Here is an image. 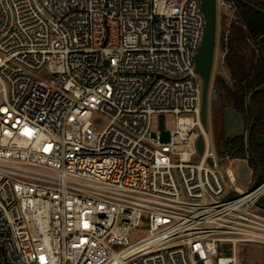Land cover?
<instances>
[{
    "label": "built area",
    "instance_id": "1",
    "mask_svg": "<svg viewBox=\"0 0 264 264\" xmlns=\"http://www.w3.org/2000/svg\"><path fill=\"white\" fill-rule=\"evenodd\" d=\"M217 4L226 41L233 4ZM205 21L200 0H0V264H237L238 245L264 248V180L228 194L201 124Z\"/></svg>",
    "mask_w": 264,
    "mask_h": 264
},
{
    "label": "trees",
    "instance_id": "2",
    "mask_svg": "<svg viewBox=\"0 0 264 264\" xmlns=\"http://www.w3.org/2000/svg\"><path fill=\"white\" fill-rule=\"evenodd\" d=\"M227 1L233 4V20L226 41L222 33L221 47L228 79L224 81L215 77L214 85L225 107L232 104L248 129L252 120L248 96L264 84V40H260L264 37V0ZM252 107L255 121L251 128L250 149L261 170V182L264 180V146L256 145L255 138L264 135V90L252 96ZM218 145L219 153L221 151L232 158L245 159L248 153L243 137L223 138L222 144ZM247 162L255 177V164L251 159Z\"/></svg>",
    "mask_w": 264,
    "mask_h": 264
},
{
    "label": "water",
    "instance_id": "3",
    "mask_svg": "<svg viewBox=\"0 0 264 264\" xmlns=\"http://www.w3.org/2000/svg\"><path fill=\"white\" fill-rule=\"evenodd\" d=\"M200 7L206 21L199 50L194 56V70L200 76L202 81L200 120L203 128L206 130V98L211 78L216 37V0H200ZM260 40H264V37L260 38ZM263 90L264 84L254 89L248 96V106L252 115L251 124L248 129L245 128L242 116L233 108L232 104L226 106L222 114V125L225 134V140H231L236 137H243L246 149L248 151L247 156L244 160L248 161L249 159H251L256 166V174L250 186L251 190L254 189V187L258 184L261 177V170L257 165V161L250 149L251 128L255 121V114L252 107V96ZM215 98L216 91L213 92V99ZM255 143L258 146H264V135L256 136ZM196 147L198 152L201 153L203 149V141L201 136L197 138ZM220 153H222L223 155V159L220 160L221 163L226 162L232 158L226 153H223L221 151ZM257 207L260 210L264 211V206L262 204L259 203Z\"/></svg>",
    "mask_w": 264,
    "mask_h": 264
},
{
    "label": "rangeland",
    "instance_id": "4",
    "mask_svg": "<svg viewBox=\"0 0 264 264\" xmlns=\"http://www.w3.org/2000/svg\"><path fill=\"white\" fill-rule=\"evenodd\" d=\"M225 8L216 5V37H215V47H214V56H213V64L211 70V78L209 83V93L214 88V79L215 77H220L222 80L227 81V71L224 68L223 60L221 57L222 47H221V36L224 31V16H225ZM38 79H42L44 81L47 80L48 76L46 72H43L37 76ZM210 120V121H209ZM166 129L172 130L174 128V117L166 116ZM221 120L216 118L211 121L209 117L208 111V123H207V136L210 143L211 150H214L216 154L217 161L223 159L222 153L218 151V128L220 126ZM155 129L153 128V131ZM200 159V156L197 155L194 159V162H197ZM229 170L234 179V185L229 183L225 171ZM218 171L222 177L223 185L228 194H232L233 188L237 187L243 191H247L251 183L254 179L253 169L248 165L247 161L241 158H231L226 162L219 163ZM260 204L264 206V198L261 200ZM253 212H259L257 208L251 209ZM146 232L141 226L140 228L134 230L131 233V237L139 238L141 235H145ZM237 264H264V248L261 249L257 246L244 245L240 244L237 247Z\"/></svg>",
    "mask_w": 264,
    "mask_h": 264
},
{
    "label": "flooded vegetation",
    "instance_id": "5",
    "mask_svg": "<svg viewBox=\"0 0 264 264\" xmlns=\"http://www.w3.org/2000/svg\"><path fill=\"white\" fill-rule=\"evenodd\" d=\"M214 91H216L215 99H213ZM224 108H225V103L223 102L222 98L219 96V93L217 92L215 85H214V88H212L210 93L209 92L207 93V98H206L207 121H206V124L208 123V111H209V117L211 118L212 123H213V120H215L218 117L221 120L220 126L218 128V143L219 144L220 143L222 144L223 138L225 139V134H224L223 125H222V114H223Z\"/></svg>",
    "mask_w": 264,
    "mask_h": 264
},
{
    "label": "crops",
    "instance_id": "6",
    "mask_svg": "<svg viewBox=\"0 0 264 264\" xmlns=\"http://www.w3.org/2000/svg\"><path fill=\"white\" fill-rule=\"evenodd\" d=\"M226 79H228V74H227V78Z\"/></svg>",
    "mask_w": 264,
    "mask_h": 264
}]
</instances>
